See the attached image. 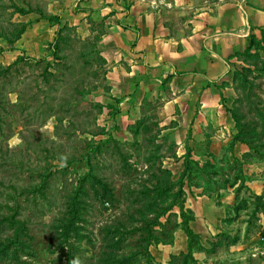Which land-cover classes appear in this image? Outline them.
Masks as SVG:
<instances>
[{
    "label": "rangeland",
    "instance_id": "1",
    "mask_svg": "<svg viewBox=\"0 0 264 264\" xmlns=\"http://www.w3.org/2000/svg\"><path fill=\"white\" fill-rule=\"evenodd\" d=\"M111 21L0 0V264H222L240 239L264 245V30L220 84V119L194 127L182 76L127 75Z\"/></svg>",
    "mask_w": 264,
    "mask_h": 264
},
{
    "label": "crops",
    "instance_id": "2",
    "mask_svg": "<svg viewBox=\"0 0 264 264\" xmlns=\"http://www.w3.org/2000/svg\"><path fill=\"white\" fill-rule=\"evenodd\" d=\"M81 1L89 8L99 7L108 22L114 19L103 43L108 48L115 46L118 57L132 64L134 69L127 75H136L143 83L182 76L194 127L197 112L206 115L203 126L220 119L217 112L227 103L226 89L220 84L229 77L239 55L253 44V36L260 37L264 30V0ZM253 187L262 190L258 185ZM206 204L210 218L218 211L219 218L224 217L222 207ZM199 224L195 213L191 226L203 234ZM195 257L198 264H214L217 259L205 253ZM219 258L222 264H264V245L240 239L229 250L221 251Z\"/></svg>",
    "mask_w": 264,
    "mask_h": 264
},
{
    "label": "trees",
    "instance_id": "3",
    "mask_svg": "<svg viewBox=\"0 0 264 264\" xmlns=\"http://www.w3.org/2000/svg\"><path fill=\"white\" fill-rule=\"evenodd\" d=\"M94 179L97 180L102 185V188H103L102 196H107L108 193H110V191L108 190L106 184L104 182L100 181L99 179H97L96 177H94ZM185 231L187 232V234L189 235V237H192L194 235V233H193L192 229L190 228V226H187L185 228Z\"/></svg>",
    "mask_w": 264,
    "mask_h": 264
},
{
    "label": "clouds",
    "instance_id": "4",
    "mask_svg": "<svg viewBox=\"0 0 264 264\" xmlns=\"http://www.w3.org/2000/svg\"><path fill=\"white\" fill-rule=\"evenodd\" d=\"M71 264H79V259H74Z\"/></svg>",
    "mask_w": 264,
    "mask_h": 264
},
{
    "label": "built area",
    "instance_id": "5",
    "mask_svg": "<svg viewBox=\"0 0 264 264\" xmlns=\"http://www.w3.org/2000/svg\"><path fill=\"white\" fill-rule=\"evenodd\" d=\"M262 241L264 242V233H263V235H262Z\"/></svg>",
    "mask_w": 264,
    "mask_h": 264
}]
</instances>
